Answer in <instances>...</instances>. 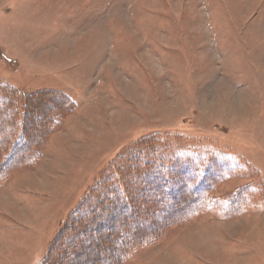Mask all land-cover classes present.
<instances>
[{
    "label": "rangeland",
    "instance_id": "rangeland-1",
    "mask_svg": "<svg viewBox=\"0 0 264 264\" xmlns=\"http://www.w3.org/2000/svg\"><path fill=\"white\" fill-rule=\"evenodd\" d=\"M0 82L74 103L0 185V264H40L100 170L152 133L234 173L124 264H264V0H0Z\"/></svg>",
    "mask_w": 264,
    "mask_h": 264
},
{
    "label": "trees",
    "instance_id": "trees-1",
    "mask_svg": "<svg viewBox=\"0 0 264 264\" xmlns=\"http://www.w3.org/2000/svg\"><path fill=\"white\" fill-rule=\"evenodd\" d=\"M73 108L62 92L25 93L0 82V185L38 163L49 133ZM166 142L160 133L142 136L110 159L61 222L40 264H124L190 222L216 185L234 173L221 156ZM252 191L233 194L226 211H239Z\"/></svg>",
    "mask_w": 264,
    "mask_h": 264
},
{
    "label": "bare ground",
    "instance_id": "bare-ground-1",
    "mask_svg": "<svg viewBox=\"0 0 264 264\" xmlns=\"http://www.w3.org/2000/svg\"><path fill=\"white\" fill-rule=\"evenodd\" d=\"M242 260V259H241Z\"/></svg>",
    "mask_w": 264,
    "mask_h": 264
}]
</instances>
